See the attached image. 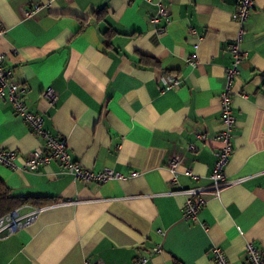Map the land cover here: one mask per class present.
I'll return each instance as SVG.
<instances>
[{"label":"crops","instance_id":"obj_1","mask_svg":"<svg viewBox=\"0 0 264 264\" xmlns=\"http://www.w3.org/2000/svg\"><path fill=\"white\" fill-rule=\"evenodd\" d=\"M158 1L168 23L154 22ZM238 2L0 0V53L25 88L27 110L66 140L72 160L121 175L83 183L55 160L36 171L0 164L11 195L31 199L15 209H38L31 223L0 235V264H133L141 256L145 264H216L213 247L230 264H246L247 242L264 247V0L242 24L232 85L235 125L224 170L241 181L218 195L209 188ZM41 144L0 98V147L21 162ZM177 154L183 158L172 174ZM190 188L204 189L197 222L182 217L187 194L171 192Z\"/></svg>","mask_w":264,"mask_h":264},{"label":"built area","instance_id":"obj_2","mask_svg":"<svg viewBox=\"0 0 264 264\" xmlns=\"http://www.w3.org/2000/svg\"><path fill=\"white\" fill-rule=\"evenodd\" d=\"M255 0H239L234 11L231 14V18L238 23V35L234 41L230 44V51L232 54L231 65L226 69L225 74V86L220 95V108L223 122V129L218 134V139L222 142V146L215 151V165L210 175L212 180L210 189L215 194H219L220 191L231 184L239 183L241 180H228L226 178L225 166L229 160L232 152L230 145V138L235 125V118L231 113L232 103V85L238 78L239 64L243 57L241 50V42L243 35L242 24L248 19L250 13L254 9ZM41 6L35 5L33 9L25 11L26 18H29L35 13ZM164 19L165 23L169 22V14L164 7L162 1L157 2V12L154 17V22L159 23L160 19ZM163 26L158 28V31L162 32ZM3 30L0 29V35ZM4 54L0 53V98H7L13 104L17 115L23 119L26 123L32 127L34 133L42 139V144L35 148L27 157L23 158L19 162V155L11 150L3 149L0 147V164L15 168L23 169L27 171H36L39 166L46 165L52 160L59 163L61 169L74 176L75 179H79L83 183L91 181L97 183L106 182L109 179H120L121 175L115 173L111 168H104L100 171H94L93 169L81 166L78 162L72 160L66 140L58 135L51 134L43 127V118L39 114H34L27 110L24 103L25 88L22 87L14 78L10 68L4 66ZM177 83L178 80H172ZM171 81V82H172ZM43 95L49 100L50 105H53L56 101V94L50 88L47 87L43 91ZM203 138V135H199ZM189 149H195L193 144H189ZM183 155H174L168 164L170 172L173 174L176 171V167L182 162ZM17 162L19 164H17ZM187 175L192 176V171L187 168L185 170ZM136 174V173H134ZM204 189L190 188L185 190H172L171 192H182L187 194V198L182 207V217L185 220H192L197 222L198 211L203 204L199 194ZM195 196V197H194ZM194 197V198H193ZM38 209H33L27 214L21 215L18 209H13L0 216V235L3 233H12L27 224L31 223L37 216ZM161 248H154V252H160ZM246 254V264H264V247H255L252 242H247L244 246ZM213 258L216 264H230L225 252L217 247L212 248ZM147 262L146 257H137L134 259L133 264H145ZM84 264H101L99 262H85ZM180 264V263H177Z\"/></svg>","mask_w":264,"mask_h":264},{"label":"trees","instance_id":"obj_3","mask_svg":"<svg viewBox=\"0 0 264 264\" xmlns=\"http://www.w3.org/2000/svg\"><path fill=\"white\" fill-rule=\"evenodd\" d=\"M29 200L31 199H19L11 195L9 187H7L0 179V216L5 215L9 211L17 208L19 204H23Z\"/></svg>","mask_w":264,"mask_h":264}]
</instances>
